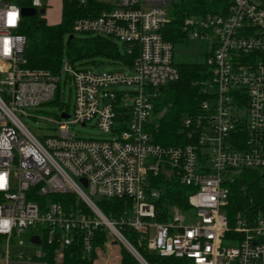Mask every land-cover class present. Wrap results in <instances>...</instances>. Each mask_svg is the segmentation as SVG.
Here are the masks:
<instances>
[{"label": "built area", "instance_id": "built-area-1", "mask_svg": "<svg viewBox=\"0 0 264 264\" xmlns=\"http://www.w3.org/2000/svg\"><path fill=\"white\" fill-rule=\"evenodd\" d=\"M227 1L218 14L185 20L188 41L209 46L205 63L211 80L201 114L182 123L183 135L197 141L167 147L155 142L154 121L162 89L179 79L175 46L163 34L170 0H114L98 15L73 23L72 36L122 42L135 55L133 76L96 73L69 62L59 75L26 68L21 12L47 7L43 0H0V236L6 239V264L41 261L45 234L49 243L56 237L64 247L73 234L83 233L90 253L97 231L120 243L138 264H149L124 237L125 228L146 236L148 250L161 258L264 264V215L230 222L224 212L237 174L264 175V0ZM63 75L75 93L73 113L62 111L53 122L55 135L39 139L23 119L58 99ZM123 86L135 89H117ZM92 122L113 139L86 140L74 133ZM205 129L212 138L203 135ZM163 176L191 192L187 209L171 207L168 221L158 223L156 206L164 190L155 181ZM63 195L75 196L90 214L66 212L51 200ZM100 200H126L132 208L118 220L108 219ZM26 231L41 245H33L35 255L14 260L12 241Z\"/></svg>", "mask_w": 264, "mask_h": 264}, {"label": "trees", "instance_id": "trees-1", "mask_svg": "<svg viewBox=\"0 0 264 264\" xmlns=\"http://www.w3.org/2000/svg\"><path fill=\"white\" fill-rule=\"evenodd\" d=\"M227 0H175L170 23L165 27L163 34L165 39L174 46L185 39L188 40L184 30L185 20L193 15L202 16L206 13L218 14L220 5L227 9ZM105 9L97 0H87L82 6L76 0H63L62 22L60 25L51 26L44 19H24L20 34L27 40L25 53L26 68L31 70H44L53 74L61 73V61L67 48L68 62L77 67L82 60L92 59L97 56H105L133 65L135 55H128L124 47V55H121L117 45L111 39L102 37L69 38L65 47V37L72 36V26L76 19L96 16ZM70 36V37H71ZM179 79L165 86L155 104L154 121L157 124L155 142L162 146L177 147L196 142L195 138L188 139L181 135L183 120L186 116L201 114L202 102L206 100L205 89L211 80V73L206 63L184 62L176 65ZM55 102V101H54ZM53 102V103H54ZM156 187L164 190L158 201L155 222L168 221V212L171 207L187 209V197L190 190L180 186L176 181L167 177L156 179ZM53 202L61 203L66 212L82 210L84 214H90L86 206L79 202L73 195L53 196ZM98 207L108 219H120L132 204L126 200H100ZM230 222H234L239 216L243 219H254L264 215V177L259 171L244 170L234 177L230 184V194L227 206L224 208ZM124 237L139 252L149 264H190L189 261L161 258L151 253L147 248V237L125 228ZM45 234L42 251L44 257L41 262L45 264H94L106 243L104 231L95 232L91 242V252L85 251L83 233L73 234L70 246L61 247L60 241L55 237L51 243ZM6 239L0 236V252L4 254ZM3 250V251H2ZM120 253L121 264H138L131 254L124 248ZM58 255H61L58 259Z\"/></svg>", "mask_w": 264, "mask_h": 264}, {"label": "rangeland", "instance_id": "rangeland-1", "mask_svg": "<svg viewBox=\"0 0 264 264\" xmlns=\"http://www.w3.org/2000/svg\"><path fill=\"white\" fill-rule=\"evenodd\" d=\"M105 5H110L114 3V0H97ZM171 4L168 7L169 15L172 13V8L175 0H170ZM44 5L47 7L44 14L38 13L37 17L39 19H44L48 25L56 26L60 25L62 22V9H63V0H43ZM49 7V8H48ZM201 16L193 15L191 18L198 19ZM73 35V34H72ZM71 34H67L65 37V47L69 41ZM75 38L83 39L90 38L95 36H83V35H74ZM112 42L117 45L121 55H124V45L122 42L117 40H112ZM208 45L203 44L197 41H188L185 39L180 44L175 45V56L174 61L175 65L184 62H199L205 63L206 54L208 52ZM64 56L61 61L60 70H63L65 64L68 62L67 57V48H65ZM82 68L91 70L96 73L101 74H110V73H124L129 76H133V72L130 66L126 63L110 59L105 56H97L92 59L82 60V64H78ZM122 91H133L135 86H123L117 88ZM214 103L211 101V105ZM75 106V93L74 90L69 86V83L66 81L65 75L62 77V82L60 86V95L58 99L51 104L41 106L36 109L29 110V117L23 119L25 126L39 139H43L49 136L55 135L56 125L53 123L62 113V111H68L70 114L73 113ZM243 114V113H242ZM74 133L82 139L86 140H111L113 139L110 133H105L99 130L96 127L95 123L92 122L88 126H77L73 129ZM203 135L207 138H212L213 134L209 129H205ZM34 233H37L34 231ZM154 233L151 232L153 237ZM30 233L26 231L19 238H14L12 241V246L10 248L11 257H17L19 254H35L37 247L30 244ZM106 243L103 250L100 252L99 259L102 258L106 264H119L121 260V249L124 248L120 243H115L113 238L106 235ZM111 242L113 247L109 250L107 244ZM227 245H230L227 243ZM125 249V248H124ZM3 251V250H2ZM108 251V253H107ZM59 259V257H58ZM98 260V259H97ZM4 256L0 252V264H3ZM96 262V260H95ZM103 263V264H105Z\"/></svg>", "mask_w": 264, "mask_h": 264}, {"label": "water", "instance_id": "water-1", "mask_svg": "<svg viewBox=\"0 0 264 264\" xmlns=\"http://www.w3.org/2000/svg\"><path fill=\"white\" fill-rule=\"evenodd\" d=\"M44 12H45L44 10H41L40 14H44ZM21 13H22V17L24 19L34 18V17H36L38 15L37 11L35 9H32V8H24ZM72 38H73V36L70 37V39H72ZM62 118L63 119H68V116L67 115H63ZM180 134L183 135L184 132L181 131ZM263 177H264V175H263ZM82 183L84 184V186L87 185L86 180H82ZM30 243L32 245H35V246H40L41 245V240H40L39 237L35 236V237L31 238Z\"/></svg>", "mask_w": 264, "mask_h": 264}, {"label": "crops", "instance_id": "crops-1", "mask_svg": "<svg viewBox=\"0 0 264 264\" xmlns=\"http://www.w3.org/2000/svg\"><path fill=\"white\" fill-rule=\"evenodd\" d=\"M97 2H98V1H97ZM98 3L104 5V6H105V9L107 8V5H105V4L101 3V2H98ZM103 10H104V9H103ZM130 67H131V66H130ZM37 251H38V248H37ZM37 251L35 252V254L37 253ZM35 254H33V255H35ZM24 255L33 256V255L29 254V253L24 254ZM12 259L15 260V257H12ZM103 263H105V262H104V260H103L102 258H100V259L98 258V260H96V262L94 261V264H103ZM118 263H120V261H119ZM3 264H6L5 259H4V261H3ZM13 264H45V263L41 262L39 259H34V262H33V263H18V262H16V261H13ZM105 264H106V263H105Z\"/></svg>", "mask_w": 264, "mask_h": 264}, {"label": "snow or ice", "instance_id": "snow-or-ice-1", "mask_svg": "<svg viewBox=\"0 0 264 264\" xmlns=\"http://www.w3.org/2000/svg\"><path fill=\"white\" fill-rule=\"evenodd\" d=\"M9 18H10V21L14 20V18H15V14H14V13L9 14ZM2 186H3V185L0 184V187H2Z\"/></svg>", "mask_w": 264, "mask_h": 264}, {"label": "clouds", "instance_id": "clouds-1", "mask_svg": "<svg viewBox=\"0 0 264 264\" xmlns=\"http://www.w3.org/2000/svg\"><path fill=\"white\" fill-rule=\"evenodd\" d=\"M4 223H7V222H4Z\"/></svg>", "mask_w": 264, "mask_h": 264}]
</instances>
